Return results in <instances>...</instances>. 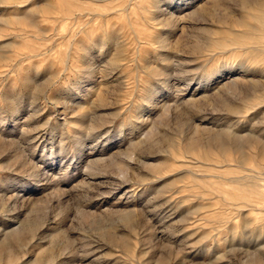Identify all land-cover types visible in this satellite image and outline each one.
<instances>
[{
	"label": "rangeland",
	"instance_id": "rangeland-1",
	"mask_svg": "<svg viewBox=\"0 0 264 264\" xmlns=\"http://www.w3.org/2000/svg\"><path fill=\"white\" fill-rule=\"evenodd\" d=\"M214 1L0 0V264H264V156L211 139L236 84L264 141V40Z\"/></svg>",
	"mask_w": 264,
	"mask_h": 264
},
{
	"label": "bare ground",
	"instance_id": "bare-ground-1",
	"mask_svg": "<svg viewBox=\"0 0 264 264\" xmlns=\"http://www.w3.org/2000/svg\"><path fill=\"white\" fill-rule=\"evenodd\" d=\"M217 1L218 0H215L213 3L215 4ZM241 5H242L243 11L246 13V16L255 20L256 26L254 27L252 25V27H251V28H255V30H257V37H254V39L258 38L259 42L262 43L263 40H264V0H241ZM202 12H204L203 8H201L199 10V13H202ZM237 22H238V24L240 26L247 27V28L249 27V25L246 23V20L244 18L239 19ZM216 32H217V30H216ZM210 33H211L210 29H207V28L206 29L205 28L202 29V32L199 35V38H200V40H202V42L199 41L194 46L195 50H200L202 48L201 45L202 44L205 45V43H206L205 39H206L207 36L210 35ZM212 33H214V32H212ZM253 35H254V33H253ZM225 70H227V69H225ZM225 70L221 71L220 73L224 74ZM209 82H210V80H207V84ZM250 84H251L252 88H254L255 90L257 89L258 84H257L256 81H251ZM225 88H227L226 89L227 92H225L226 94L219 93L218 96H216V99H217L216 102H218L219 106L222 107V109L225 110V112L227 114V118L225 117L226 119H228L227 120L228 123L226 124L227 128L223 132L215 134L211 139L218 143L219 148L222 151L226 152L229 149H233V151H235V153H238L240 163H242V164L245 163L248 160V158L251 157V156H254V155L258 156L259 155V157H263L264 156V141L261 138L257 137L258 135L256 136V135H254V134H252L250 132H248L246 134H240V132H244L246 130L244 124L243 125H239L238 122H231L232 121L231 119L233 117L247 118V116L245 115V112H247V110L250 108V106L249 105H241L238 101H236L234 98L231 97V95L236 93V89H237L236 84L225 86ZM225 88H223V89H225ZM247 94H246V96H247ZM213 98H215V97H213ZM262 102H264V92L260 94L257 103L259 104V103H262ZM236 121H238V120H236ZM233 127H239L240 130L233 131L232 130ZM228 133H231V136L233 138L232 141H230V139H227V137H225V134H228ZM191 139H193V138H191ZM246 148L248 150H246ZM255 148L258 151H255ZM251 170L253 172H255L256 174L260 173L261 175L262 174L264 175V172H257L256 170H253V169H251ZM251 177L252 178H254V177L255 178H260L257 175H255V176L252 175ZM244 178L245 177L242 176V177H238V178H235V179L233 178V179H229V180L236 181L238 179H244ZM260 179L264 180V178H260ZM243 203L245 204L246 201H244ZM125 218H128V216H126Z\"/></svg>",
	"mask_w": 264,
	"mask_h": 264
}]
</instances>
